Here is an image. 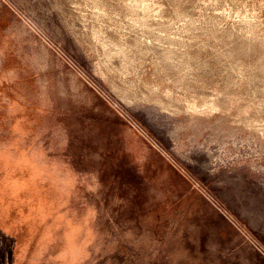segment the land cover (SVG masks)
I'll list each match as a JSON object with an SVG mask.
<instances>
[{
  "label": "rangeland",
  "instance_id": "374dc122",
  "mask_svg": "<svg viewBox=\"0 0 264 264\" xmlns=\"http://www.w3.org/2000/svg\"><path fill=\"white\" fill-rule=\"evenodd\" d=\"M118 1L0 0V264H264V0Z\"/></svg>",
  "mask_w": 264,
  "mask_h": 264
},
{
  "label": "bare ground",
  "instance_id": "6f19581e",
  "mask_svg": "<svg viewBox=\"0 0 264 264\" xmlns=\"http://www.w3.org/2000/svg\"><path fill=\"white\" fill-rule=\"evenodd\" d=\"M94 3H95V1L96 0H92ZM119 1H121L124 5H125V9L127 10V12H128V14H131V15H136L137 14V10H138V7L137 6H135L134 5V1L133 0H119ZM118 1V2H119ZM176 1V0H175ZM136 2V1H135ZM143 2V1H142ZM94 3H92L94 6H93V8L96 10V14L99 16L100 14H103V15H105L106 14V10H107V6H106V3H103V2H101V3H97V4H94ZM121 5V4H120ZM112 14V13H111ZM96 15V16H97ZM132 18V17H131ZM147 22V21H146ZM145 22V23H146ZM199 36H201V35H199ZM217 91V90H216ZM205 92V91H204ZM204 92H202V93H204ZM218 92V91H217ZM173 93V92H172ZM172 93H170V94H172ZM215 94V93H214ZM169 95V94H168ZM167 95V96H168ZM194 95V94H193ZM192 95V96H193ZM197 95V94H196ZM173 96H174V94H173ZM173 96H171V97H169V101H171L172 102V100H173ZM198 96V95H197ZM207 96V95H206ZM206 96H203L202 98H200V102H199V104L201 105V107L205 110L206 109V111H213V110H222V111H224V110H226V109H229V107L234 103V101H235V99L233 98L232 100H229V101H227L226 100V102H224L222 99V101H220V100H218V95L214 98V97H212V98H210V97H206ZM221 96V95H220ZM241 96V95H240ZM194 99H195V97H194ZM198 99V98H197ZM197 99H195V100H197ZM220 99V98H219ZM166 100H168V99H165L164 101H166ZM252 99H250V101H251ZM149 101V100H148ZM176 101V100H175ZM198 101V100H197ZM170 102V103H171ZM156 103H158V102H156ZM251 103V102H250ZM158 104H160V103H158ZM164 104V103H163ZM172 104H173V102H172ZM176 104V103H175ZM174 104V105H175ZM165 105V104H164ZM162 107H163V105H161ZM161 107V108H162ZM167 107L168 106H165L164 108H166L167 109ZM194 107H196V103H195V101H194V103H192L191 105H190V109L191 110H194ZM163 108V109H164ZM171 108V107H170ZM196 109H197V107H196ZM247 109V107L245 108V110ZM172 110V109H171ZM171 110H169V111H171ZM165 111H167V110H165ZM174 112H177V111H174ZM209 114V113H208ZM261 116L260 115H258V114H256V112H249V113H247L246 115H244L243 117L241 116L240 117V119H241V121H243L245 124H247L248 126H251V127H255V128H257V129H259L263 134H264V121H262L261 123H259L258 122V119L260 118Z\"/></svg>",
  "mask_w": 264,
  "mask_h": 264
}]
</instances>
